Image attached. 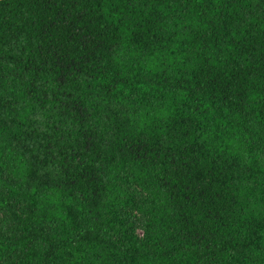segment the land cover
I'll use <instances>...</instances> for the list:
<instances>
[{"label":"trees","instance_id":"1","mask_svg":"<svg viewBox=\"0 0 264 264\" xmlns=\"http://www.w3.org/2000/svg\"><path fill=\"white\" fill-rule=\"evenodd\" d=\"M0 264H264V0H0Z\"/></svg>","mask_w":264,"mask_h":264},{"label":"rangeland","instance_id":"2","mask_svg":"<svg viewBox=\"0 0 264 264\" xmlns=\"http://www.w3.org/2000/svg\"><path fill=\"white\" fill-rule=\"evenodd\" d=\"M0 218L3 222H9V217L6 212L0 209Z\"/></svg>","mask_w":264,"mask_h":264}]
</instances>
